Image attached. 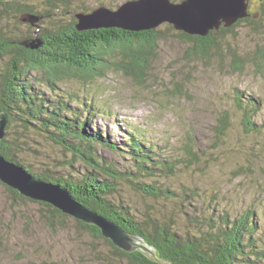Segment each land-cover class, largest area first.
I'll use <instances>...</instances> for the list:
<instances>
[{
    "label": "rangeland",
    "instance_id": "1",
    "mask_svg": "<svg viewBox=\"0 0 264 264\" xmlns=\"http://www.w3.org/2000/svg\"><path fill=\"white\" fill-rule=\"evenodd\" d=\"M31 1L40 2L43 13L49 8L47 0ZM127 1L70 0L73 8L50 13L43 23L51 25L61 18L68 21L75 12L82 13L80 9H98L101 5L117 9ZM249 3L250 13L260 11L261 0ZM14 22V15H9L6 23L14 26ZM158 29L163 31V39L143 83L112 70L88 83L76 79L59 82L56 91L64 97L77 96L71 100L76 106H83L85 100L87 107L93 104V129L104 130L119 146L128 143L130 133L139 134L157 144L162 156H171L178 167L175 175L162 174L158 179L175 193L174 197L144 198L123 181V194L139 209V215L166 216L168 223L187 231L204 227L220 214L238 216L253 210L257 215L256 235L264 246V67L261 72L253 60L257 50L264 48V32L240 26L227 38L244 58L235 70L230 57L220 60L213 56L209 62L188 57L189 45L175 31L166 24ZM18 31V38H23L26 28ZM44 79L35 72L31 81L36 91L51 93ZM237 89L261 99L263 107L256 118L262 125L261 133L244 131L235 105ZM226 115L230 128L220 139L217 129ZM11 131L13 138L26 142L23 162L34 172L47 166L58 167L64 174L73 172L62 168L67 158L63 150L41 134H25L18 125ZM189 143L192 149L187 153ZM99 153L120 170L131 171L128 157L103 148ZM50 217L52 214L40 205L16 200L0 183V264H106L105 259L113 257L110 246L82 230L77 219H59L51 228L46 222Z\"/></svg>",
    "mask_w": 264,
    "mask_h": 264
},
{
    "label": "trees",
    "instance_id": "2",
    "mask_svg": "<svg viewBox=\"0 0 264 264\" xmlns=\"http://www.w3.org/2000/svg\"><path fill=\"white\" fill-rule=\"evenodd\" d=\"M47 1L49 8L43 13L40 2L0 0V114L8 116L6 136L0 141V154L25 168L35 178L69 189L75 199L87 208L126 232L142 237L156 254V257H151L141 251L124 252L105 239L97 227L77 221L78 226L92 238L103 239L110 246L113 257L106 258V264H264V246L256 235L257 215L253 210L238 216L220 214L216 218L218 220L210 219L204 227L195 226L187 231L168 223L166 216L139 215V209L134 208L123 194V181H127L130 190L144 198L158 200L174 197L175 193L158 179L162 174L175 175L178 167L171 156H162L157 144L146 141L143 139L145 136L139 134L130 133L128 143L124 147L119 146L105 135L104 130L93 129L94 116H90L95 110L93 104L87 107L85 100L83 106H76L71 100L77 96L64 97L56 91L59 82L76 79L88 83L106 77L107 72L112 70L121 71L143 83L149 74L152 58L158 52L163 31L158 28L143 32L117 28L80 31L77 16L81 13L78 12L68 21L61 18L45 25L43 22L50 13L75 6L70 5V0ZM95 9H80L79 12L89 14ZM259 10L231 27L214 29L205 37L188 35L176 30L173 25H166L189 45L188 57L206 62L213 56L220 60L230 57L234 69L238 70L244 58L227 38L234 35L240 26L264 32V0H261ZM9 15H14V26L6 23ZM256 15H259L258 18ZM23 17H35L38 21L32 24L23 21ZM21 27L26 28V34L18 38ZM34 37L43 45L38 49L27 48L26 41H35ZM253 60L258 68L264 67V48L257 50ZM35 72L45 76L51 93L36 91L31 81ZM235 101L244 131L261 133L262 125L256 122L263 107L261 99L237 89ZM226 118L227 115L223 116L217 129L220 139L226 137L230 128ZM16 125L26 131L25 134H41L59 146L67 157L62 168L73 172L64 174L58 167L48 166L34 172L30 164L23 162L26 142L12 136L11 130ZM101 148L128 157L132 163L131 171L120 170L109 158L100 155ZM191 149L190 143L187 144V153ZM5 187L16 200L29 201L50 212L52 217L46 222L51 228L57 220L69 217L47 203L27 199L12 188Z\"/></svg>",
    "mask_w": 264,
    "mask_h": 264
},
{
    "label": "water",
    "instance_id": "3",
    "mask_svg": "<svg viewBox=\"0 0 264 264\" xmlns=\"http://www.w3.org/2000/svg\"><path fill=\"white\" fill-rule=\"evenodd\" d=\"M250 16L249 0H129L112 11L104 7L92 13L77 16L80 31L117 28L131 32L151 31L164 24L192 36H207L221 26L231 27L240 19ZM36 23L35 17L22 19ZM27 48L38 49L40 40L25 43ZM8 116L0 114V141L6 136ZM0 182L27 199L43 202L80 222L97 227L102 236L124 252L141 251L156 257L154 249L140 236L132 235L119 225L100 216L77 201L72 192L60 185L35 178L22 166L8 161L0 154Z\"/></svg>",
    "mask_w": 264,
    "mask_h": 264
}]
</instances>
